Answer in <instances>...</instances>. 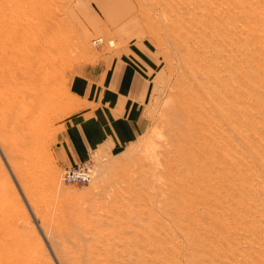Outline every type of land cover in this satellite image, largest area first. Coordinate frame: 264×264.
<instances>
[{
	"label": "rangeland",
	"instance_id": "1",
	"mask_svg": "<svg viewBox=\"0 0 264 264\" xmlns=\"http://www.w3.org/2000/svg\"><path fill=\"white\" fill-rule=\"evenodd\" d=\"M41 5L46 33L32 38H48L49 90L0 89V253L21 264H264V0ZM143 43L154 83L139 137L95 153L91 183L65 185V123L81 109L70 83Z\"/></svg>",
	"mask_w": 264,
	"mask_h": 264
},
{
	"label": "crops",
	"instance_id": "2",
	"mask_svg": "<svg viewBox=\"0 0 264 264\" xmlns=\"http://www.w3.org/2000/svg\"><path fill=\"white\" fill-rule=\"evenodd\" d=\"M154 60L143 44L130 45L94 77L78 75L70 92L81 109L67 119L60 149L67 164L114 155L140 134L143 107L152 96Z\"/></svg>",
	"mask_w": 264,
	"mask_h": 264
},
{
	"label": "bare ground",
	"instance_id": "3",
	"mask_svg": "<svg viewBox=\"0 0 264 264\" xmlns=\"http://www.w3.org/2000/svg\"><path fill=\"white\" fill-rule=\"evenodd\" d=\"M41 2L42 0H0V89L4 93L16 89L19 94L31 91L44 94L49 90L48 81L53 68H50L48 60V38L45 35L42 39L32 38L46 33L42 26L39 30L42 25L39 19L42 22L46 19L35 10ZM104 43L103 38L93 42L96 46ZM30 95L33 96L31 93ZM24 115L26 111H23ZM11 250L7 248L5 254L0 253V264H21L17 252Z\"/></svg>",
	"mask_w": 264,
	"mask_h": 264
},
{
	"label": "built area",
	"instance_id": "4",
	"mask_svg": "<svg viewBox=\"0 0 264 264\" xmlns=\"http://www.w3.org/2000/svg\"><path fill=\"white\" fill-rule=\"evenodd\" d=\"M94 175V162L89 160L64 168L62 171V181L65 185L82 186L91 183Z\"/></svg>",
	"mask_w": 264,
	"mask_h": 264
}]
</instances>
